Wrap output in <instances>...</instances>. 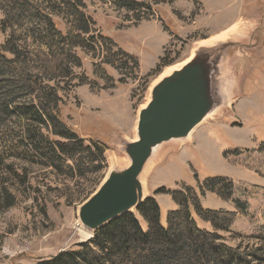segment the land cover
<instances>
[{
	"label": "rangeland",
	"instance_id": "374dc122",
	"mask_svg": "<svg viewBox=\"0 0 264 264\" xmlns=\"http://www.w3.org/2000/svg\"><path fill=\"white\" fill-rule=\"evenodd\" d=\"M5 1L0 0V45L10 39L25 55L47 49L43 16L58 31L77 34L64 44L54 41L70 59L67 77L50 84L61 98L62 122L85 147L102 148L104 162L80 171L72 160L65 162L72 171L32 164L25 182L14 180L8 163L19 172L24 165H17V157L6 160L8 141H16L19 131L13 118L0 116V154L7 164L0 167V187L15 182L16 188L13 205L0 211V264H39L94 236L80 238V205L110 170L129 165L124 145L136 140L138 113L156 78L187 63L203 42L217 50V112L186 139L155 149L140 176L143 195L159 205L162 225L168 212L178 209L168 191H181L199 229L216 232L219 241L241 251L264 246V0H76L86 18L77 32L67 12L59 10L60 1L55 6L53 0H32L40 8L38 16L31 11L19 17L18 11L13 18ZM233 24L235 29L226 31ZM220 35L225 39L212 41ZM161 57L165 64L157 68ZM18 94L13 83L0 84V105ZM213 178L223 181L209 188ZM197 206L232 214V221L215 229ZM130 213L147 228L137 208Z\"/></svg>",
	"mask_w": 264,
	"mask_h": 264
},
{
	"label": "trees",
	"instance_id": "16d2710c",
	"mask_svg": "<svg viewBox=\"0 0 264 264\" xmlns=\"http://www.w3.org/2000/svg\"><path fill=\"white\" fill-rule=\"evenodd\" d=\"M56 1H60L59 10L62 8L67 12L64 16L71 17L72 30L77 32L86 21L78 1L53 0L54 5ZM4 3L11 18L18 11L19 17L29 15L31 11L35 16L40 14V8L32 0H7ZM43 18L46 41L49 42L47 49L37 47L25 55L21 54V47L10 44V39L0 45V76L6 74L7 77H1L0 84L13 83L19 93L15 101L0 105V116L13 118L19 131L16 141H8L11 151L6 161L17 157L15 160L20 163L17 165H24L22 172L13 170L15 163L7 165L0 154V167L7 165L14 180L23 182L26 170L32 164L55 169L66 166L72 171V167L65 165L72 160L73 167L80 171L99 168L104 162L102 148L96 144L85 147L84 141L62 122L58 114L61 98L56 87L50 84L56 77H67L64 74L70 59L69 53H64L62 48H58L60 44L54 41L63 43V39L74 38L77 34L73 35L71 31L64 34L47 16ZM1 25L4 26V21ZM165 58L159 59L157 68L165 64ZM222 181L221 178L210 179L208 187L213 188ZM14 185L0 187V211L13 205L15 196L11 190L16 189ZM168 193L178 209L168 212L166 225L160 222V208L154 198H145L137 211L144 218L146 229L128 212L97 229L94 236L78 244L77 249L62 252L39 264H264V246L244 251L229 247L219 241L221 237L216 232L197 227L190 215L186 193ZM197 213L211 222L215 229L232 221L233 216L226 212L203 210L199 206Z\"/></svg>",
	"mask_w": 264,
	"mask_h": 264
},
{
	"label": "water",
	"instance_id": "95a60500",
	"mask_svg": "<svg viewBox=\"0 0 264 264\" xmlns=\"http://www.w3.org/2000/svg\"><path fill=\"white\" fill-rule=\"evenodd\" d=\"M215 52L211 47L196 49L187 63L152 86L148 102L138 113L136 140L124 145L129 165L110 170L78 209L80 224L92 236L145 200L140 176L155 149L171 140L186 139L215 109Z\"/></svg>",
	"mask_w": 264,
	"mask_h": 264
},
{
	"label": "bare ground",
	"instance_id": "6f19581e",
	"mask_svg": "<svg viewBox=\"0 0 264 264\" xmlns=\"http://www.w3.org/2000/svg\"><path fill=\"white\" fill-rule=\"evenodd\" d=\"M235 26H236V24H233V25H231L226 31H231V30H233V29H235ZM225 31V32H226ZM232 32V31H231ZM234 32H238V31H234ZM223 33H224V31H223ZM228 34V33H227ZM226 34V35H227ZM226 35L225 36H223V35H220V36H218V38H216V39H214V40H212V41H215L216 43L217 42H220V41H222V40H224L225 39V37H226ZM211 42V41H210ZM207 43H209V42H203V43H200V47H207L206 46V44ZM215 43V44H216ZM213 46V45H212ZM212 46H210V47H212ZM200 47H198V48H200ZM197 48V49H198ZM195 51V50H194ZM194 51H193V55H194ZM192 55V56H193ZM189 59V58H188ZM187 60H185V61H183V62H181V63H179L178 65H176V66H173V67H170V68H168V69H166L165 71H163L159 76H158V78H156V80L154 81V83L155 82H157L158 80H160L162 77H164V76H167V75H169L172 71H174V70H177V69H179L181 66H183L184 65V63L186 62ZM215 112H217V110H213L210 114H208L207 115V117L204 119V120H206L207 118H209V117H212L213 115H214V113ZM203 120V121H204ZM192 135V134H191ZM79 225H81L80 223H79ZM82 226V225H81ZM80 238H81V240H86V239H88V238H90L91 237V233L90 232H87V231H85L84 229H83V227H80Z\"/></svg>",
	"mask_w": 264,
	"mask_h": 264
}]
</instances>
